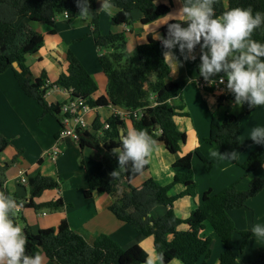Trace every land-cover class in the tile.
<instances>
[{"label":"trees","instance_id":"trees-1","mask_svg":"<svg viewBox=\"0 0 264 264\" xmlns=\"http://www.w3.org/2000/svg\"><path fill=\"white\" fill-rule=\"evenodd\" d=\"M98 1L88 0L92 12L88 20L92 27L90 34L94 37L95 44L104 49L99 61L108 78L106 95L94 99L93 94L98 90V84L72 50L67 53L68 72L61 73L54 83H50L51 86L47 85L46 72L34 78L26 64L27 56L39 51L45 41L42 34L30 35L20 24L21 20L30 19L54 25L55 20L52 18L64 12H68L70 18L77 15L80 10L77 0H0V74L12 69L23 91L42 107L39 120L50 114L61 124L62 103L50 102L46 96L47 90L54 85L62 88L72 87L74 89L72 95L86 99L91 107L112 105L132 110L142 108V115L139 118H132L134 129L145 130L154 139L163 142L171 153H178L186 141V133L179 129L175 116L187 112H184L182 105H176L172 100L182 94L186 82L167 80L170 68L163 55L167 49L162 47L160 39L152 35H149L147 42L137 47L140 58L138 64L124 62L127 34L101 33ZM110 2L118 8L112 17L115 25L133 24L135 10L141 11L143 24L151 23L170 10V5L163 3L162 0H110ZM234 8H251L253 12L264 13V0L227 2L216 0L217 16ZM162 32L166 38V24L163 25ZM252 39L264 43V28L255 30ZM198 61L200 64L199 58ZM14 63H18L19 68L15 67ZM254 108L244 104L238 114L228 112L222 121L213 118L210 133L205 141L221 154L233 151L240 154L244 149L241 140L242 120ZM107 122L110 128L104 130L102 135L81 131L79 145L82 149L85 147L98 149L103 155L108 171L115 172V177L90 175L85 195L90 197L94 192L111 194L114 200L109 209L136 232L153 236L157 253L163 252L165 255V264L173 259H180L184 264H209L212 240L210 237L200 236L206 222L211 224L224 246L219 264H243L230 246L231 239L238 229L229 211L246 206L247 200L264 188V177L253 176L246 190H240L237 184L233 183L217 193L206 191L198 207L187 218H182L175 212V201L186 195L196 196L199 192L192 169L193 154L188 153L174 162L176 174L172 182L163 185L150 178L140 188L135 187L132 182L148 170L149 164L140 173L133 171L130 165L119 169L118 157L109 151L121 146L119 128L124 126V121L112 115ZM93 125L98 130L102 128L99 116H96ZM8 145L9 140L0 137V153ZM196 153L204 162L206 169L211 170L212 162L199 149ZM15 160L16 158H13L12 163ZM240 165L247 175L260 169L264 165V146L254 150ZM176 183L184 184L185 189L177 195H170L169 191ZM58 186L59 181L56 178L38 173L28 177L29 198L13 197L17 204L24 207L58 208L63 205L62 200L42 203L35 201V198L41 196L45 190ZM0 191L8 193L1 179ZM159 204L167 206L168 210L165 214L154 217L152 210ZM14 220L18 223L16 216ZM181 224H188L189 228L178 229ZM24 233L27 241L26 252L45 254L53 264H144L148 255L141 245L134 244L125 248L105 233L97 235L89 242L84 233L72 229L66 221H62L57 227L40 228L37 232L26 225ZM241 233L244 236L241 244L243 251L252 233L250 231ZM171 235L172 238L169 237ZM263 260L264 251L257 260L247 264H261Z\"/></svg>","mask_w":264,"mask_h":264},{"label":"crops","instance_id":"crops-1","mask_svg":"<svg viewBox=\"0 0 264 264\" xmlns=\"http://www.w3.org/2000/svg\"><path fill=\"white\" fill-rule=\"evenodd\" d=\"M223 1L227 2V0ZM162 2L170 5L169 12L164 16L176 14L182 7L180 0H162ZM97 9L100 14L99 24L102 34L125 32L127 42L134 45L133 50L129 52L132 57L131 61L128 62L139 63L137 47L147 42L149 35L156 39L163 36L162 27L164 24L162 23L164 19L162 17L164 16L151 23L143 24L141 11L135 10L133 11L134 22L131 26L115 25L112 22V17L118 11L117 7L111 4L110 10L105 11L102 9V0H99ZM76 17L58 16L54 25L22 19L20 24L30 35L42 34L45 41L39 51L27 56L26 64L34 78L46 72L47 80L54 83L61 73L68 72L67 53L72 50L98 84V90L93 94L96 99L107 94L108 78L99 61L103 52L95 44L94 37L90 34L92 27L89 25L88 18L80 19V21ZM173 51L182 62V66L175 74L171 73L170 69L167 80H184L186 82L182 94L172 100L174 104L182 105L184 112H187L175 116V122L179 129L186 133V141L178 153H171L163 142L157 141L159 150L152 155L148 170L137 177L132 184L140 188L150 178L163 185L172 182L176 174L174 162L180 157L192 153V169L199 192L196 196H183L174 203L177 215L187 218L201 203L206 191L217 193L233 183H236L240 190H246L253 176L264 177V165L251 175H247L240 165L248 159L254 150L264 146L257 145L249 139L253 127H264V106L255 107L242 120L241 140L244 149L237 158L238 162L223 160L219 155L211 156V151L215 149L205 141V138L210 133L212 119L217 118L222 121L228 112L240 113L243 106H236L234 98L221 97L211 90L202 89L196 85L195 81L199 78V62L197 60L201 54L199 45L192 53L196 59L187 62L183 61L178 46ZM46 96L50 102L59 103L67 101L70 97L69 92L62 87H53ZM114 109L115 107L112 105L93 107L87 114V120L93 123L96 116H99L102 122L107 121L113 115ZM41 113L42 107L33 97L23 91L12 69L0 74V137L9 140V145L0 153V171L4 170L6 180H2L6 189L12 196L27 199L29 198V189L27 184L20 183L19 170H24L27 177L40 173L56 178L59 181V186L45 190L41 196L35 198V201L37 203L63 201V205L58 208L49 207L48 214L43 212L42 215L47 216L43 217V221L38 220V217H42L37 212L38 209L18 204L16 213L21 214L23 229L29 225L34 232H37L40 228L57 227L62 221H66L72 229L84 233L89 242H92L97 235L105 233L125 248L139 244L148 254H158L153 236L136 232L133 227L120 220L109 209L114 200L111 194L94 192L90 197L85 195V191L89 187L90 175L99 173L103 177H115V172L108 171L102 153L93 147L82 149L79 143L68 139L61 144L62 153L59 157L53 159L50 156V151L56 143V136L61 124L57 118L50 114L39 120ZM123 121L124 131L134 130L132 119ZM197 149L212 162L211 170L206 169L204 162L196 153ZM113 150L109 151L110 154L117 156ZM13 158L16 160L12 163ZM184 189V184L176 183L171 187L169 194L177 195ZM167 210V206L159 204L152 210V215L158 217L165 214ZM229 214L238 229L231 239V249L237 254L241 263H251L264 251V241L253 240L251 235L247 246L241 251L244 239L241 232L251 231L254 224H264V188L257 195L249 198L246 206L230 210ZM188 228V224H181L178 227L180 230ZM200 236L202 238L210 237L212 240L208 263L219 264L224 246L209 222L201 230ZM169 237L172 238V235ZM41 255L44 257L43 264H53L45 254ZM168 264L184 263L180 259H173ZM261 264H264V260Z\"/></svg>","mask_w":264,"mask_h":264},{"label":"clouds","instance_id":"clouds-1","mask_svg":"<svg viewBox=\"0 0 264 264\" xmlns=\"http://www.w3.org/2000/svg\"><path fill=\"white\" fill-rule=\"evenodd\" d=\"M182 7L176 14L162 17L167 25V37L159 36L163 53L171 73L175 74L182 62L174 54L179 48L183 61L195 60L192 55L197 45L201 48L199 77L210 85L219 73V83L224 84L234 97L236 106L247 104L249 108L264 106V43L252 39L255 30L264 28V13L251 8H234L217 16L216 0H180ZM78 18L91 15L88 0H77ZM110 0H102V9L109 11ZM169 21H175L170 23ZM249 139L264 145V127H253ZM120 147L113 151L118 156L119 169L127 168L137 173L149 164L157 152L158 142L143 129L126 130L120 135ZM211 156L223 160H237L235 151L221 155L212 150ZM18 208L15 198L0 191V264H43L40 253L26 252V235L20 223L14 220ZM252 239L264 241V224L251 227ZM144 264H165L163 252L148 254Z\"/></svg>","mask_w":264,"mask_h":264},{"label":"built area","instance_id":"built-area-1","mask_svg":"<svg viewBox=\"0 0 264 264\" xmlns=\"http://www.w3.org/2000/svg\"><path fill=\"white\" fill-rule=\"evenodd\" d=\"M65 18H70L68 12H64L60 14ZM59 16V15H58ZM58 16L53 17L52 19H56ZM224 76V74H217L212 79L216 81L215 84L210 85L209 83L205 82L202 77H199L195 83L198 87L206 90H211L221 97H229L233 99L234 97L232 94L227 90L226 84L227 80L225 78L224 84L219 83V78ZM47 85H50V82L47 81ZM53 87H58L54 85ZM50 87L47 90V93L53 88ZM69 92V99L62 103L61 106V128L56 136V143L51 148L50 156L53 159H57L59 155L62 153L61 144L68 139H72L73 141L79 143L80 141V132L81 131H88L97 135L104 134V130L110 128V124L107 121L102 122L103 126L99 130L96 129L92 122L87 120V114L91 111L93 107H91L86 99L80 96H73L72 93L74 89L71 88H64ZM46 93V95H47ZM143 109H126L122 107H115L113 115L118 116L121 120L124 119H132L139 118L142 115ZM19 180L22 184L28 183V177L24 170H19Z\"/></svg>","mask_w":264,"mask_h":264},{"label":"rangeland","instance_id":"rangeland-1","mask_svg":"<svg viewBox=\"0 0 264 264\" xmlns=\"http://www.w3.org/2000/svg\"><path fill=\"white\" fill-rule=\"evenodd\" d=\"M79 15H80V10L78 11V13H77V15H76V16H77L76 18L80 20L81 18H78ZM59 16L64 18V16H62V15H59ZM80 21H81V20H80ZM131 25H132V24H131ZM131 25H129V26H131ZM133 38H134V37H133ZM127 44H128V45H127V49H126V59H125L124 62L131 61V58H132V57H131V55L129 54V52H131V51L133 50V48H134V45H133V44L130 45V42H129V41L127 42ZM102 52H104V49H102ZM197 62H199V61L197 60ZM196 85H197V84H196ZM197 86H198V85H197ZM105 165H106V164H105ZM3 171H4L3 169H2V171H0V179H1V180H2V179H3V180H6ZM97 174H99V173H97ZM3 180H2V181H3ZM37 212L40 213V216H42V217H38V220H39V221H43V217L46 218L47 216H43L42 213H43V212H46V213L48 214V213L50 212V210H49V207H42V208H39V209L37 210ZM46 213H45V214H46ZM15 216L17 217L19 223H21V225H23V224H22L23 219H22V217H21V214L17 212ZM206 223H208V222H206ZM261 253H262V252H261ZM261 253H260V254H261ZM259 256H260V255H259ZM258 258H259V257H258ZM258 258H257V259H258ZM257 259H256V260H257Z\"/></svg>","mask_w":264,"mask_h":264},{"label":"water","instance_id":"water-1","mask_svg":"<svg viewBox=\"0 0 264 264\" xmlns=\"http://www.w3.org/2000/svg\"><path fill=\"white\" fill-rule=\"evenodd\" d=\"M14 65H15V67L19 68L18 63H14ZM123 131H124V128H123V126H121V127L119 128L120 135H121V133H122Z\"/></svg>","mask_w":264,"mask_h":264}]
</instances>
